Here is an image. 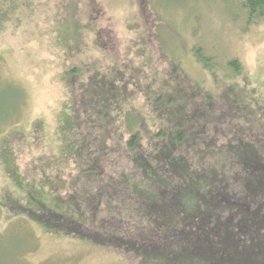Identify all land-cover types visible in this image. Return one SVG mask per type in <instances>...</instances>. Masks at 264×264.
Listing matches in <instances>:
<instances>
[{
  "label": "rangeland",
  "instance_id": "rangeland-1",
  "mask_svg": "<svg viewBox=\"0 0 264 264\" xmlns=\"http://www.w3.org/2000/svg\"><path fill=\"white\" fill-rule=\"evenodd\" d=\"M245 1L0 0V264H157L50 232L26 214L51 219L50 211L60 212L59 197L69 195L64 183L77 177L90 144L91 119L114 88L105 109L123 139L114 136L111 147L124 149L130 137L123 113L141 116L153 132L168 126L152 109L148 88L165 84L168 65L218 93L204 68L211 66L264 119V21L249 16ZM232 61L243 65L240 75L233 76ZM125 65L145 79L124 90L112 83ZM73 69L82 72L75 97L67 84ZM120 165L133 163L119 157Z\"/></svg>",
  "mask_w": 264,
  "mask_h": 264
},
{
  "label": "trees",
  "instance_id": "trees-1",
  "mask_svg": "<svg viewBox=\"0 0 264 264\" xmlns=\"http://www.w3.org/2000/svg\"><path fill=\"white\" fill-rule=\"evenodd\" d=\"M245 8L251 18L264 21V0H246ZM230 66L233 76L244 70L238 61ZM167 67L165 84L148 88L152 109L168 126L153 132L141 116L123 113L130 137L124 149L121 144L111 147L114 136L123 139L105 109L117 96V88L111 89L112 96L103 98L100 117L91 119L93 135L82 157L89 164L81 162L77 177L64 183L69 195L59 197L60 212L50 211L51 219L39 216L40 211L26 216L50 232L132 254L144 262L264 264L263 113L254 111L260 120L255 118L237 96V84L229 85L209 65L204 68L218 93L192 80L180 65ZM124 68L116 71L112 83L118 88L125 90L145 79L140 69ZM77 71L67 72L74 97L77 78H82ZM116 107L121 113L118 103ZM140 124L142 129L134 131ZM104 133L100 148L98 138ZM145 136L152 150L144 144ZM119 157L133 166H115ZM154 209L158 217L149 213Z\"/></svg>",
  "mask_w": 264,
  "mask_h": 264
}]
</instances>
